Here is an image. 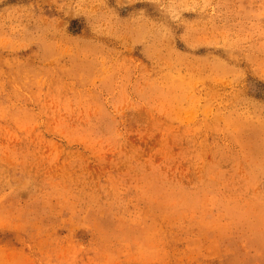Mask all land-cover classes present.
Listing matches in <instances>:
<instances>
[{"label":"rangeland","instance_id":"1","mask_svg":"<svg viewBox=\"0 0 264 264\" xmlns=\"http://www.w3.org/2000/svg\"><path fill=\"white\" fill-rule=\"evenodd\" d=\"M0 264H264V0H0Z\"/></svg>","mask_w":264,"mask_h":264}]
</instances>
